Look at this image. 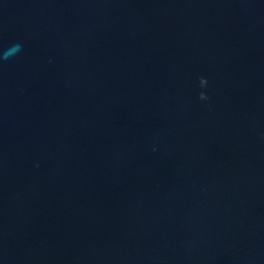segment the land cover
Instances as JSON below:
<instances>
[{"label":"water","instance_id":"95a60500","mask_svg":"<svg viewBox=\"0 0 264 264\" xmlns=\"http://www.w3.org/2000/svg\"><path fill=\"white\" fill-rule=\"evenodd\" d=\"M0 264H264V0H0Z\"/></svg>","mask_w":264,"mask_h":264},{"label":"clouds","instance_id":"9594fccd","mask_svg":"<svg viewBox=\"0 0 264 264\" xmlns=\"http://www.w3.org/2000/svg\"><path fill=\"white\" fill-rule=\"evenodd\" d=\"M15 48H19V45H16V46H14ZM199 84H200V86L203 88V87H205L206 86V84H207V80L205 79V78H203V77H200L199 78ZM207 97H206V95H205V93H203V92H201L200 93V99H206Z\"/></svg>","mask_w":264,"mask_h":264}]
</instances>
